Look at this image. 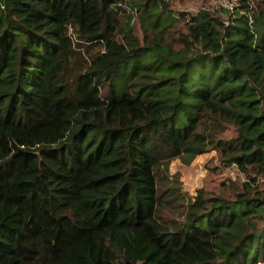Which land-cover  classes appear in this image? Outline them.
<instances>
[{"label":"trees","instance_id":"1","mask_svg":"<svg viewBox=\"0 0 264 264\" xmlns=\"http://www.w3.org/2000/svg\"><path fill=\"white\" fill-rule=\"evenodd\" d=\"M211 146L264 176V0H0V264L264 263V188L159 180Z\"/></svg>","mask_w":264,"mask_h":264},{"label":"rangeland","instance_id":"2","mask_svg":"<svg viewBox=\"0 0 264 264\" xmlns=\"http://www.w3.org/2000/svg\"><path fill=\"white\" fill-rule=\"evenodd\" d=\"M176 11L186 15L198 13L205 9L215 12L225 22L228 17L239 9L240 0H166ZM135 22V28L140 32V26ZM183 24V23H182ZM94 51V50H92ZM216 140H228L235 136L233 125L222 123L217 129ZM167 175L164 189L172 186L178 187L180 192L186 196V200L194 198L199 191L206 196L223 195L232 197L235 191L243 190L246 181L264 188V176L254 175L255 181H251L248 175L237 166L229 164L225 160L219 147L211 146L205 153L197 155L191 163H185L180 157L170 160L168 167L164 166L159 172L161 182L162 175ZM253 185V186H254ZM177 200L174 204H177ZM177 208L166 207L163 215L169 217L177 216ZM264 264V263H260Z\"/></svg>","mask_w":264,"mask_h":264}]
</instances>
